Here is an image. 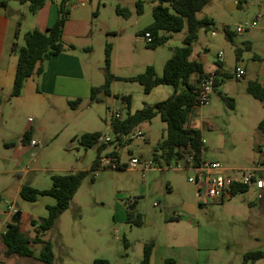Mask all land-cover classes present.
Here are the masks:
<instances>
[{"label":"rangeland","instance_id":"rangeland-1","mask_svg":"<svg viewBox=\"0 0 264 264\" xmlns=\"http://www.w3.org/2000/svg\"><path fill=\"white\" fill-rule=\"evenodd\" d=\"M77 1L69 0V7ZM85 1L97 15L93 36L83 40L89 45L85 52V59L90 61L87 74L96 86L105 83L109 44L111 72L115 76L110 92L100 91L95 99H82L76 106L68 100L56 107L46 106L41 115L47 131L43 136L35 132L36 141L41 144L24 164V185L39 190L52 186L54 174L86 171L69 208L44 235L53 245V264H94L96 259L108 260L109 264H141L144 245L149 241L155 242L160 262L170 257L178 264H241L246 252L264 251V198L258 197L257 189L248 188L223 201L200 206L196 187L188 180L190 172L177 170L175 162L158 163L154 159L166 134V123L160 115L136 127L144 131L143 140H126L123 135L117 140L113 130L116 113L123 120L129 112L165 100L174 92L171 85H159L146 94L140 82L127 78L144 73L148 66H153L161 76L166 59L183 45L187 29L160 32L159 36H167V41L150 48L141 31L153 21V0H141L142 15L138 12L139 0ZM197 16L209 17L213 23L199 30L193 58L203 59L208 70L220 69L219 84L208 105L192 109L188 126L201 130L206 148L203 156L208 160H218L225 167L253 168L263 156L264 129L259 124L264 121V100L255 98L247 88L252 82H260L264 69V0H211ZM258 18V24L251 26ZM245 24L249 28L238 33L237 28ZM225 27L235 33L234 41L225 36ZM219 52L224 57L221 67ZM237 67L245 71L240 78L235 75ZM123 96L130 97L129 106ZM15 103L7 100L6 117L0 112V245L7 228L1 217L8 212L9 205L15 204L6 193L21 180L13 170L11 149L21 143L28 118L24 116L30 112ZM40 117L34 115V124L41 121ZM78 121L86 122L78 124L81 132L101 126L102 135L110 136L111 142H107L101 155L116 156L121 169L92 168L98 151L67 138L68 127H74ZM132 157L142 164L127 167ZM149 160L153 161V168L144 171L143 162ZM257 175L264 176V172ZM22 201L25 205L16 203L17 208L32 210L33 204ZM134 201L142 216L141 225L129 223L125 217ZM186 202L199 205L197 216L183 212ZM36 211L39 209L34 203ZM22 223L25 234L33 238L36 228L30 221ZM34 249L38 246L34 245ZM152 264H157L156 258ZM254 264H264V258Z\"/></svg>","mask_w":264,"mask_h":264},{"label":"trees","instance_id":"trees-1","mask_svg":"<svg viewBox=\"0 0 264 264\" xmlns=\"http://www.w3.org/2000/svg\"><path fill=\"white\" fill-rule=\"evenodd\" d=\"M30 8L36 12L43 6L44 0H30ZM153 7V21L141 33L149 32L152 35V41L147 42L150 48H156L167 41V36H159L160 32H179L187 29L183 39V45L175 48L171 57L164 65L163 74L157 75L153 66H148L144 73L127 78L130 81H138L144 86V92L150 93L156 86L171 85L174 92L165 100L154 104H146L135 112H129L123 120L113 118L112 127L117 135V140L121 136L129 133L134 128L145 121H149L156 115L166 123L165 138L159 143L155 150L154 159L156 162H165L170 164L178 159L193 156L195 163L202 162L203 151L205 149L204 139L200 129L189 127L188 120L192 109L198 102L201 82L210 74L204 69V64L192 59L194 51L193 44L198 39L201 28H209L213 20L209 17L199 18L197 13L202 11L211 0H155ZM6 5V3H1ZM139 14L143 13V3L137 2ZM119 14L122 9L119 8ZM70 14L69 0H61L59 5V17L46 30L33 29L24 34V44L20 46L17 42L13 43L12 51L18 54V62L14 78V84L11 97L19 96L24 88L28 78L34 75H40L45 68L46 61L52 56L64 52L67 47L64 42V27ZM128 16V13L125 14ZM225 36L234 41L235 33L229 27H225ZM240 53V50H238ZM220 67L222 63H220ZM215 71L214 88L219 84L218 73ZM105 77L106 81L101 86L92 87V99L100 92H110V85L115 76L111 72V46H106L105 58ZM196 74L197 78L192 82V76ZM248 92L259 100H264V84L252 82L247 88ZM130 103L129 96H123ZM223 98L232 102L230 97L223 95ZM80 100L70 101L72 106H76ZM264 129V121L259 124ZM101 132H84L76 135L73 140H77L80 146L84 148L96 147L97 157L93 162L92 168L100 166L101 152L107 146V142L100 143ZM28 133H24L27 139ZM111 142V141H110ZM114 154H116L114 152ZM122 168V167H121ZM120 168V169H121ZM86 175V171H77L67 174L52 175V186L49 189L39 190L34 187L23 185L21 195L29 201L37 200L40 195H50L56 199V203L48 205V215L40 219L32 218L30 223L34 226L35 235L33 238L27 236L21 231L20 223H8L6 231L2 234L4 243L7 246L6 254L17 253L22 256L34 257V250L31 243H43V248L38 255V259L45 264H53L54 251L50 240L44 239L47 231L52 229L60 215L65 212L76 194L78 188ZM248 188L241 184H236L232 188V195L247 191ZM170 218V220L178 219ZM127 221L132 224L141 225L143 222L141 213L137 210L136 201L128 206ZM154 241L145 243L143 258L141 264H150ZM264 258V251L253 250L244 254L241 264H254L256 261ZM94 264H109L108 260L96 259ZM163 264H178L174 258H166Z\"/></svg>","mask_w":264,"mask_h":264},{"label":"crops","instance_id":"crops-1","mask_svg":"<svg viewBox=\"0 0 264 264\" xmlns=\"http://www.w3.org/2000/svg\"><path fill=\"white\" fill-rule=\"evenodd\" d=\"M60 1L44 0L43 6L34 12L30 8V0H0V108L2 109H0V112L3 117H6L7 100L10 102L14 100L17 106L30 110L24 116L28 117L27 123L24 122L23 126L24 133H28L27 139L23 135L21 143L14 145L10 143V145H13L11 151L12 158L15 160L13 170L16 171L17 175L21 176V180L13 183L12 187L6 193L7 197L13 200L15 204L20 202L24 206L25 203L22 200L33 204L31 206L32 210H26V212L13 204L17 211H21L19 223L22 232H24L22 223L24 220L27 222L32 218L36 219L38 217L40 219L46 217L48 215L47 206L56 203V199L50 195H40L35 201L26 200L21 195V188L24 185L23 177L27 173V170L24 169V164L30 160V156L35 155L34 149L37 147V145L32 146L30 141L36 140L34 136L35 132L36 135L43 136L47 131L46 123L42 120L43 117L41 114L44 113L46 106L56 107L61 101L79 99L81 102L82 99H92V87L96 86L94 79L87 74V64L90 61L85 59L87 57L85 56L86 49H89V45L85 41L93 36L94 19L97 15L87 5L85 0H78L72 7L70 6V14L64 27L63 38L67 49L49 58L45 63L44 71L40 75H34L28 78L21 94L16 97H11L18 62V54L12 51L13 43L17 42L22 46L26 32L35 28L44 31L53 24L59 17ZM1 3H6V5H2ZM155 4L156 1L153 0V7ZM83 40L85 41L83 42ZM193 54L192 59L204 64L203 59L193 58ZM204 69L207 73H215L217 67L212 71L208 70L204 64ZM196 78L197 75L194 74L191 81L194 82ZM259 80L264 84V69L260 73ZM34 115L37 117L41 116V121L34 124ZM30 118H32L31 121L29 120ZM79 123L86 122L78 121L74 127H68L67 138L73 140L76 135L84 132L102 131L101 126H95L93 128H85L86 130L81 132L78 126ZM210 125L213 126L214 124L210 123ZM189 127L194 126L189 125ZM92 149L96 150V147L94 146ZM203 159L208 160L204 156ZM34 203L38 205L39 211H36L38 214L34 212ZM183 212L195 217L199 213V205L194 202H186ZM12 216L9 214V211L3 215L1 217L3 225L8 226ZM125 217L127 219L128 210ZM34 245L38 246L37 250L34 249ZM31 247L34 250V257L22 256L17 253L7 255V246L2 241L0 245V264H45L37 258L43 248V243L32 242ZM154 258L157 259V264H163L168 257H164L160 262L154 247L150 264L153 263Z\"/></svg>","mask_w":264,"mask_h":264},{"label":"built area","instance_id":"built-area-1","mask_svg":"<svg viewBox=\"0 0 264 264\" xmlns=\"http://www.w3.org/2000/svg\"><path fill=\"white\" fill-rule=\"evenodd\" d=\"M259 22V18L255 20L251 26H256ZM249 24L245 26H239L237 32L240 33L244 28H249ZM214 34V33H213ZM144 38L147 42L152 41V35L149 32L144 34ZM224 61L223 52L218 53V62ZM236 77L240 78L245 75V71L237 67ZM215 73H210L200 84V92L198 96V102L195 107L201 108L208 105L214 90ZM115 118L121 119V114L116 113ZM30 121L32 118L29 119ZM126 140L145 138V133L139 128L134 131H130L123 135ZM111 138L108 135H101L99 142H110ZM32 146H38L41 142L31 140ZM175 162V168L177 170H188L190 175L188 180L192 182L196 187V194L200 206L207 205L213 201H223L225 198L232 196V188L236 184H241L246 188H255L258 192L260 199L264 198V176H258L257 173L264 172V149L261 162H258L253 168H227L221 162L215 160H203L200 163H195L193 156H188L183 159H178ZM139 164H142L140 159L132 157L130 164L127 167L137 168ZM101 167H111L120 169L121 164L116 156L105 155L100 159ZM143 170L147 171L153 168V161H144ZM9 214L12 216L16 213L17 209L13 205L8 206Z\"/></svg>","mask_w":264,"mask_h":264},{"label":"water","instance_id":"water-1","mask_svg":"<svg viewBox=\"0 0 264 264\" xmlns=\"http://www.w3.org/2000/svg\"><path fill=\"white\" fill-rule=\"evenodd\" d=\"M21 218V211H16V213L12 216L11 223H19Z\"/></svg>","mask_w":264,"mask_h":264}]
</instances>
